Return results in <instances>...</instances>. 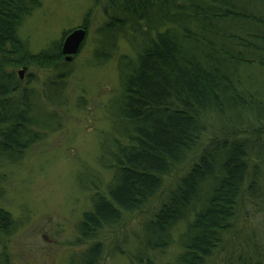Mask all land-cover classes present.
Returning <instances> with one entry per match:
<instances>
[{
	"label": "trees",
	"instance_id": "16d2710c",
	"mask_svg": "<svg viewBox=\"0 0 264 264\" xmlns=\"http://www.w3.org/2000/svg\"><path fill=\"white\" fill-rule=\"evenodd\" d=\"M96 1L106 19L90 65L116 59L119 86L95 166L78 172L91 198L69 264H154L172 248L170 264H264V80L247 75L264 72V0ZM41 7L0 0V264H14L9 243L27 220L2 204L9 170L62 130L88 37L90 12L71 62L62 46L75 29L33 54L20 31Z\"/></svg>",
	"mask_w": 264,
	"mask_h": 264
},
{
	"label": "rangeland",
	"instance_id": "374dc122",
	"mask_svg": "<svg viewBox=\"0 0 264 264\" xmlns=\"http://www.w3.org/2000/svg\"><path fill=\"white\" fill-rule=\"evenodd\" d=\"M41 2L42 7L24 22L20 31L33 54L59 41L64 30L80 29L90 12L88 37L66 85L71 102L62 130L48 135L27 153L24 161L9 170L10 180L2 204L15 217L22 218L25 213L27 218L25 226L9 243L14 264H69L75 228L82 214L89 210L91 198L81 190L78 172L83 166H95L99 133L108 129L104 108L119 86L117 60L102 66L90 65L94 39L106 19L104 1L98 5L96 0ZM129 52L127 46H121V54ZM27 72L33 71L28 67ZM249 74L255 81L264 80V72L256 68H251ZM82 95L87 98L86 106L77 109L74 102ZM175 254L172 248L151 256L154 264H170ZM109 264L130 262L127 257L116 256Z\"/></svg>",
	"mask_w": 264,
	"mask_h": 264
},
{
	"label": "water",
	"instance_id": "95a60500",
	"mask_svg": "<svg viewBox=\"0 0 264 264\" xmlns=\"http://www.w3.org/2000/svg\"><path fill=\"white\" fill-rule=\"evenodd\" d=\"M86 36H87V31L85 28L77 29L67 36V38L63 43V48H62L63 54L66 56L67 61L71 62L74 56H76L79 53L80 48L82 47L86 39ZM26 71H27L26 68L21 71L20 73L21 78H23Z\"/></svg>",
	"mask_w": 264,
	"mask_h": 264
},
{
	"label": "bare ground",
	"instance_id": "6f19581e",
	"mask_svg": "<svg viewBox=\"0 0 264 264\" xmlns=\"http://www.w3.org/2000/svg\"><path fill=\"white\" fill-rule=\"evenodd\" d=\"M67 38V37H66ZM65 41V40H64ZM22 69V68H21ZM23 70V69H22ZM19 73H21V71L19 70Z\"/></svg>",
	"mask_w": 264,
	"mask_h": 264
}]
</instances>
